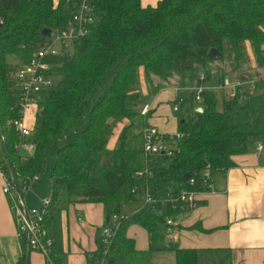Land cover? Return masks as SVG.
<instances>
[{
  "label": "trees",
  "instance_id": "1",
  "mask_svg": "<svg viewBox=\"0 0 264 264\" xmlns=\"http://www.w3.org/2000/svg\"><path fill=\"white\" fill-rule=\"evenodd\" d=\"M82 1L61 0L56 6L54 0H0V145L5 151L0 163L21 189L43 175L56 147L53 205L62 196L71 204H102L108 221L121 217L110 257L116 264H150L152 249L138 250L127 230L138 225L157 243L165 237L167 220L178 212L170 205L145 204L140 212L121 216L123 205L145 186L156 198L163 189L179 195L190 188L184 180L187 173L196 180L194 189L204 191L205 169L226 172L236 166L237 156L264 143V78L255 91L241 87L233 98L205 92L199 106L203 112L179 123L184 137L177 149L154 157L152 176L138 178L144 167L143 132L134 130L146 125L138 70L144 68L153 93L160 89L154 79L168 82L174 77L195 79L199 85L205 76L215 87L244 72L246 42L264 70V0H161L156 7H144L141 0H91L94 24L70 53L62 54L61 64L52 67L55 85L39 104L30 138L34 149L24 158L15 151L19 134L11 124L17 118L14 73L44 47V30L69 29ZM212 49L218 50L219 59L209 56ZM10 57L21 64L12 65ZM123 119L131 124L121 135L120 147L110 150L114 123ZM98 245L90 264L101 257L99 238ZM230 253L224 251L206 264H226ZM176 254L177 264H200L198 249L180 248ZM19 264H26V256Z\"/></svg>",
  "mask_w": 264,
  "mask_h": 264
},
{
  "label": "crops",
  "instance_id": "2",
  "mask_svg": "<svg viewBox=\"0 0 264 264\" xmlns=\"http://www.w3.org/2000/svg\"><path fill=\"white\" fill-rule=\"evenodd\" d=\"M60 1L54 0L55 5L58 6ZM159 2L161 0H141L144 7H156ZM245 54V68L251 73L259 71L262 77L249 79V74L244 70L241 73L244 76L229 79L232 82H242L245 84L243 87L255 91L259 79L264 78V70L258 68L250 42L245 43ZM9 62L16 66L21 64L15 57H10ZM252 82L254 85L250 84ZM154 85H160L156 93L152 92L144 68H140L138 89L143 109L145 106L150 107V113L147 116L142 115L148 125L145 128L156 127L164 136H172L179 132V123L183 119L200 109V104L194 100L197 80L182 81L179 77H174L168 82H161L154 79ZM253 86L255 87L252 88ZM214 92L218 97L229 93L225 90ZM183 105H187L189 109L186 116L180 118L178 114ZM177 106L179 109L175 111ZM38 111L39 108L33 105L25 115V123L32 130ZM130 124L128 119L114 123L108 142L110 150L120 147L121 135ZM1 151L5 156L0 145ZM235 162L236 166L226 172H213L212 189L199 194L191 206L184 207L175 215L181 221L177 238L168 237L165 228L164 239L152 243L149 232L144 228L132 225L127 230L128 236L135 239L138 250L152 249L150 264H155L151 262L153 254L158 256V264H177L176 250L180 248L198 249L200 264H206V260H214L224 251L231 252L226 264H264V150L259 152L254 146L247 154L237 156ZM2 186L3 178L0 174V264H19L24 256L26 264H46L45 256L32 249L26 235L21 234ZM52 193L51 179L47 197L45 195L43 200L52 198ZM159 196L163 198L160 194ZM42 198L37 201L30 200L25 194L29 207L41 206ZM144 205L132 215L140 212ZM49 218L47 227L54 240L59 264H90L89 254L99 247V231L108 223L104 206L100 203L71 204L62 196L54 203Z\"/></svg>",
  "mask_w": 264,
  "mask_h": 264
},
{
  "label": "built area",
  "instance_id": "3",
  "mask_svg": "<svg viewBox=\"0 0 264 264\" xmlns=\"http://www.w3.org/2000/svg\"><path fill=\"white\" fill-rule=\"evenodd\" d=\"M94 24V9L91 0H83L80 11L74 15L70 21V27L61 33H52L47 39L44 47L36 53L25 64L17 68L14 73V90H15V110L17 118L12 120L11 124L19 134V142L15 145V151L19 156L24 158L31 156L34 146L30 142L33 130L25 123V115L27 110L39 104L43 100L45 92L55 85V77L50 74L52 66L46 61L49 58L69 53L73 49V45L79 39L84 38L90 32ZM254 85V83H250ZM245 86L242 82H232L226 78L218 87H210L206 83V77H200V84L194 89V100L198 104L204 102V93L207 91L225 90L228 91L229 97H235L239 88ZM253 86L252 88H254ZM178 106L174 109L178 111ZM202 109V108H200ZM150 112V107L145 106L142 115L146 116ZM199 112V111H198ZM184 135L180 132L172 136H164L156 127H147L143 130V156L144 167L136 173L138 178L151 177L153 158L160 155H171L177 148V144L183 139ZM259 152L264 150V144L258 143L256 146ZM0 174L3 178V193L8 197L11 210L14 214L16 223L21 234L26 235L29 246L40 251L46 258V264H57V254L54 250V240L51 237L47 221L53 207V200L45 199L39 208L29 207L25 200V194L29 192L38 177H34L19 189L14 178L8 176L0 163ZM213 171L207 168L202 173L204 180V191L195 190L196 180H189V189L182 190L179 195L168 194L167 198H156L148 186L143 187L142 191H134L135 196L144 193L143 201L145 204L170 205L174 211L179 212L186 206H191L199 194L212 189ZM121 223V217L114 216L99 231V239L103 244L101 257L94 261L93 264H109L110 247L114 242ZM181 221L176 217H170L166 222V235L171 238L179 236ZM90 260L94 258V253L89 254Z\"/></svg>",
  "mask_w": 264,
  "mask_h": 264
},
{
  "label": "rangeland",
  "instance_id": "4",
  "mask_svg": "<svg viewBox=\"0 0 264 264\" xmlns=\"http://www.w3.org/2000/svg\"><path fill=\"white\" fill-rule=\"evenodd\" d=\"M46 62L52 67L59 66L62 62V56L60 55L57 57L49 58ZM247 67H248V65H247ZM245 73L252 75L253 77H257V78L262 77V75L259 71H257L256 73H251L248 68L247 69L245 68ZM238 76L242 77V76H244V74L241 75L240 73L239 74L236 73L232 77L236 78ZM188 109L189 108L187 105L181 106L180 107V113L178 114L179 117L184 118L188 112ZM140 120H142V119H140ZM145 127H146V125L143 124V126L141 128L140 127L136 128V130H134V133L137 134V133L143 132ZM57 151L58 150L56 147H53L50 150V153H49L47 161H46L45 172L40 177V179L37 181V185H36L35 189L32 188L29 192L26 193V197L28 199H30V200L33 199L35 201L40 200V197H43L42 200L44 199V196L47 194L48 188L51 184L52 173H53L54 168H55L56 163H57ZM4 158H5V156L3 154V151H1L0 152V160H2ZM160 195L165 199L168 197V192H166L163 189V190H161ZM46 197H47V195H46ZM143 198H144V193H141V194L137 195V197L134 199V201L126 203L124 205L125 208L123 210L121 209V216H130L133 213H135L138 209H140L141 206H143L145 204V202L143 201ZM46 199H50V197L46 198ZM29 206H30V204H29ZM34 207L39 208L40 206H34ZM126 214H128V215H126ZM152 256H151L152 257L151 262L158 264V262H157L159 260L158 256L157 255L155 256L154 254Z\"/></svg>",
  "mask_w": 264,
  "mask_h": 264
},
{
  "label": "water",
  "instance_id": "5",
  "mask_svg": "<svg viewBox=\"0 0 264 264\" xmlns=\"http://www.w3.org/2000/svg\"><path fill=\"white\" fill-rule=\"evenodd\" d=\"M43 35L46 37V38H50L52 36V30L50 29H46L43 31ZM209 56L215 60L219 59L220 57V53L218 52V50L216 49H212L209 53ZM199 112H203V109H199L198 110ZM191 179V174L190 173H187L185 176H184V180L185 181H189ZM109 264H116V258L115 257H110L109 259Z\"/></svg>",
  "mask_w": 264,
  "mask_h": 264
}]
</instances>
